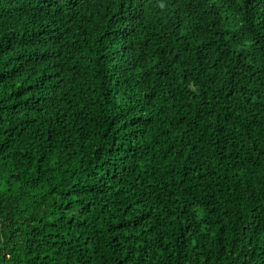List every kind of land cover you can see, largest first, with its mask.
<instances>
[{
	"label": "trees",
	"instance_id": "trees-1",
	"mask_svg": "<svg viewBox=\"0 0 264 264\" xmlns=\"http://www.w3.org/2000/svg\"><path fill=\"white\" fill-rule=\"evenodd\" d=\"M0 264H264V0H0Z\"/></svg>",
	"mask_w": 264,
	"mask_h": 264
}]
</instances>
